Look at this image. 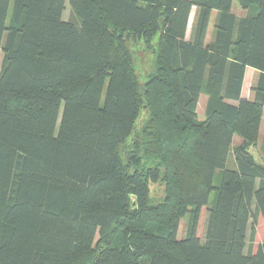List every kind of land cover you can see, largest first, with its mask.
<instances>
[{
	"label": "trees",
	"instance_id": "1",
	"mask_svg": "<svg viewBox=\"0 0 264 264\" xmlns=\"http://www.w3.org/2000/svg\"><path fill=\"white\" fill-rule=\"evenodd\" d=\"M68 1L0 0V264H264V0Z\"/></svg>",
	"mask_w": 264,
	"mask_h": 264
},
{
	"label": "rangeland",
	"instance_id": "2",
	"mask_svg": "<svg viewBox=\"0 0 264 264\" xmlns=\"http://www.w3.org/2000/svg\"><path fill=\"white\" fill-rule=\"evenodd\" d=\"M232 11L237 16H244L247 12L246 9H244L237 1L234 2L233 7H232ZM197 12H198L197 7H193L191 15H190L189 23H188L187 33H186L187 39H190L194 33V26H195V22L197 19ZM216 12L217 11H213V13H212V18H211V22H210L208 34H207L208 41L212 39V35L214 32V22H215V17L217 14ZM9 14H10V12H9ZM72 16H73V14L71 12L70 3L67 0L66 10L63 13V17L65 19H69ZM138 47H140V46H138ZM133 48H134V58L136 61V72L138 74L137 76H138L139 82L144 83L145 79H146V74L150 70L151 65H152V58H153L152 56L154 55V52L152 53L151 50H149V51L144 50L142 47L137 49L135 46H133ZM0 64H1V57H0ZM143 109L144 108H142L141 112L144 115L145 110H143ZM143 117H145V115ZM262 124L263 125L261 127L259 144L257 146H255L254 148H252L254 155L258 161H262L261 158L264 157V119H263ZM237 144H239L238 137H236L234 139V146H236ZM232 159H233V157H232ZM161 191H162V188L160 185H158L156 183L150 184V193H151L152 197L159 195L161 193ZM212 197H214V193L211 195V199H212ZM188 219H189V216L187 215V216H185V220H183L181 222V227H180L181 235H183L184 232L186 231V228L188 225ZM207 219L208 218H206V210L203 209L202 214H201V218L199 221V225H198V233L200 236H203V237L205 236V233H206ZM256 228H257V232H256V236H255V243L264 240V225L259 226V223H257ZM251 230H252V227L250 226L249 231H248L249 235L251 233ZM248 241L250 242V240H248ZM249 242H248V244H249Z\"/></svg>",
	"mask_w": 264,
	"mask_h": 264
},
{
	"label": "crops",
	"instance_id": "3",
	"mask_svg": "<svg viewBox=\"0 0 264 264\" xmlns=\"http://www.w3.org/2000/svg\"><path fill=\"white\" fill-rule=\"evenodd\" d=\"M260 76V71L251 67L247 66L242 86V95L246 98L253 99L255 96L254 88L256 86L257 80ZM263 125V124H262ZM238 137L239 143H242V139L235 135L234 139ZM262 159V158H261Z\"/></svg>",
	"mask_w": 264,
	"mask_h": 264
}]
</instances>
